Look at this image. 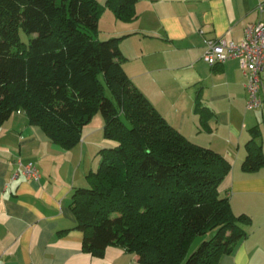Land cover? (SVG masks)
Listing matches in <instances>:
<instances>
[{
	"label": "trees",
	"instance_id": "trees-1",
	"mask_svg": "<svg viewBox=\"0 0 264 264\" xmlns=\"http://www.w3.org/2000/svg\"><path fill=\"white\" fill-rule=\"evenodd\" d=\"M137 0H0V125L23 110L63 149L75 146L96 114L115 143L99 150L87 187H75L70 208L82 249L102 255L108 245L133 252L141 264H220L246 237L251 222L234 214L219 186L231 170L218 152L170 125L123 68L119 42L100 39L109 8L130 22ZM32 35L23 41L19 30ZM194 111L208 130L212 112L196 93ZM242 167L264 165L250 129ZM208 239L188 253L198 235Z\"/></svg>",
	"mask_w": 264,
	"mask_h": 264
},
{
	"label": "crops",
	"instance_id": "crops-1",
	"mask_svg": "<svg viewBox=\"0 0 264 264\" xmlns=\"http://www.w3.org/2000/svg\"><path fill=\"white\" fill-rule=\"evenodd\" d=\"M261 1L137 0L132 21L118 20L108 8L98 20L99 38L124 36L119 42L123 68L166 121L231 164L220 194L228 197L234 214L249 215L254 227L248 232L244 226L246 237L221 256L220 264H264V165L254 171L242 167L253 127L264 156V89L262 105L246 109L239 60L210 66L202 52L206 37L239 41L248 23L264 20V12L256 10ZM197 92L212 112L208 130L194 111ZM91 122L70 149L29 124L23 110L0 125V264H141L119 245L106 246L100 256L84 251L83 233L74 227L72 191L88 186L99 150L113 145L105 141L103 121L96 128ZM28 160L35 162L39 178L14 177L17 162Z\"/></svg>",
	"mask_w": 264,
	"mask_h": 264
},
{
	"label": "built area",
	"instance_id": "built-area-1",
	"mask_svg": "<svg viewBox=\"0 0 264 264\" xmlns=\"http://www.w3.org/2000/svg\"><path fill=\"white\" fill-rule=\"evenodd\" d=\"M258 13L264 12V1L256 6ZM204 35V31L199 29ZM202 58L210 66L222 64L230 59H238L245 77V107L253 109L263 103L261 91L264 89V20L250 22L244 27L243 37L239 41L223 36L206 37ZM14 177L22 175L27 179L39 178L34 161H18Z\"/></svg>",
	"mask_w": 264,
	"mask_h": 264
},
{
	"label": "rangeland",
	"instance_id": "rangeland-1",
	"mask_svg": "<svg viewBox=\"0 0 264 264\" xmlns=\"http://www.w3.org/2000/svg\"><path fill=\"white\" fill-rule=\"evenodd\" d=\"M106 9V8H105ZM109 9V8H108ZM110 10V9H109ZM111 11V10H110ZM112 12V11H111ZM98 32H99V28H98ZM19 35H20V37H21V39L23 40V41H27V38H29V37H31V36H33V34L32 35H27V34H25L23 31H22V29H20L19 30ZM101 39V38H100ZM103 121L102 120V117H101V115L100 114H96L93 118H92V122H91V127H94V128H96V127H98V126H96V122L97 121ZM89 122V123H90ZM98 132L99 133H101V130H98ZM102 137V136H101ZM103 139V138H102ZM107 140H109L110 142H112L113 144L115 143L113 140H110V139H106L105 138V141H107ZM96 160L99 162V160H100V157H96ZM253 224V222L251 221L248 225H247V227H246V230L249 232V229H253V227H254V225H252ZM212 235V231H209V232H207V233H205L204 235H198V236H196V237H194V239L192 240V242H191V244H190V246H189V249H188V253H191L192 251H194L196 248H197V246L200 244V242L202 241V240H204V239H208L210 236Z\"/></svg>",
	"mask_w": 264,
	"mask_h": 264
}]
</instances>
